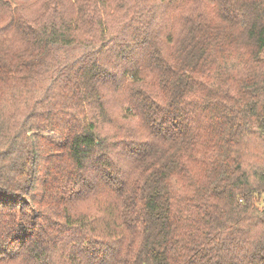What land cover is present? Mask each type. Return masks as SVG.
I'll return each mask as SVG.
<instances>
[{"label":"trees","instance_id":"trees-1","mask_svg":"<svg viewBox=\"0 0 264 264\" xmlns=\"http://www.w3.org/2000/svg\"><path fill=\"white\" fill-rule=\"evenodd\" d=\"M262 191L264 0H0V264H264Z\"/></svg>","mask_w":264,"mask_h":264},{"label":"rangeland","instance_id":"rangeland-1","mask_svg":"<svg viewBox=\"0 0 264 264\" xmlns=\"http://www.w3.org/2000/svg\"><path fill=\"white\" fill-rule=\"evenodd\" d=\"M47 135H50V132H45ZM256 204L260 207H264V191H262L256 200Z\"/></svg>","mask_w":264,"mask_h":264}]
</instances>
